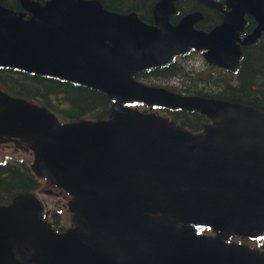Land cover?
<instances>
[{
	"label": "water",
	"instance_id": "95a60500",
	"mask_svg": "<svg viewBox=\"0 0 264 264\" xmlns=\"http://www.w3.org/2000/svg\"><path fill=\"white\" fill-rule=\"evenodd\" d=\"M175 1H159L154 25L99 0H19L21 11L0 5V67L112 101L106 119L62 122L0 90V142L32 151L31 171L67 193L72 222L58 233L35 193L15 195L0 206V264H264V251L228 241L264 234V112L134 78L192 49L236 68L244 16L259 23L240 42L249 44L264 30V0H226L224 22L210 33L194 28L197 12L170 24ZM133 103L194 111L209 122L191 132Z\"/></svg>",
	"mask_w": 264,
	"mask_h": 264
},
{
	"label": "trees",
	"instance_id": "16d2710c",
	"mask_svg": "<svg viewBox=\"0 0 264 264\" xmlns=\"http://www.w3.org/2000/svg\"><path fill=\"white\" fill-rule=\"evenodd\" d=\"M3 5L11 9L18 7L17 0H0ZM109 11L116 13H126L136 10L141 5L142 0H99ZM256 64L264 66V62H256L251 68V75H255V82L261 74L255 70ZM176 64L170 63L167 66L150 69V72L137 73L134 75L138 80H169L172 77L183 76L175 75ZM254 72H256L254 74ZM264 72V70H263ZM262 72V73H263ZM173 74V75H171ZM259 74V75H258ZM191 76V77H190ZM190 84L186 86L187 95H197L213 99H225L232 101L228 94H219V89H203L202 85L211 87L208 79L199 83L194 76L189 75ZM224 82H228L225 80ZM215 83V82H214ZM218 85V83H217ZM0 89L8 94L26 99L38 105L44 106L54 113L61 121H79L83 119L100 120L108 117L112 101L109 97L98 90L75 84L69 81L59 80L53 77H45L27 73L14 69H0ZM244 95L246 93H239ZM235 98H242L246 102V97L240 95ZM243 101V102H244ZM169 118L183 125L191 132H200L208 122L205 116L194 111L167 110ZM40 180L35 178L28 166L11 163H0V201L4 202L7 195L12 198L18 193L35 192L40 187ZM53 214L57 219V214Z\"/></svg>",
	"mask_w": 264,
	"mask_h": 264
},
{
	"label": "flooded vegetation",
	"instance_id": "af4514ba",
	"mask_svg": "<svg viewBox=\"0 0 264 264\" xmlns=\"http://www.w3.org/2000/svg\"><path fill=\"white\" fill-rule=\"evenodd\" d=\"M35 1L44 3L46 0H35ZM159 1L160 0H142V2H140L141 5L138 6L136 10L127 11L126 13H123V14L135 12L143 22L149 25H154L155 23L154 8L159 3ZM209 1L214 5H219L221 8L218 9L216 7L210 6L209 4H204L203 2H201V0H177L175 1L174 2L175 11L169 15L170 24H172L173 26H177L186 15L191 14L193 12H197V13H200V19L194 24V28L201 32L210 33L212 30H214L215 28L223 24L226 12H228V8L226 6V0H209ZM17 2H18V7L13 10L21 11L22 9L20 7L19 0H17ZM244 21L245 22L242 27V32L239 33V42L237 43L239 45L240 57L238 59L236 68L234 69L223 68L221 66L208 62L205 57V53L207 52L206 49H202L200 51L193 50V49L189 50L186 54L175 56L170 63H174L178 65L179 68H182L180 65L181 64L180 60L184 58H188V56H191L192 54L197 53L198 55L202 57L204 61L203 67L207 69L206 70L207 73L204 75H212L215 78L213 79L211 76L209 79V81L213 83L211 87H206L205 85H202V88L204 90L205 89L208 90L212 88L214 90L219 89V94L225 93V94L230 95L232 98V101H228L225 99H218V100H223V101H227L231 103H238L241 105L250 106L261 112H264V72H263L264 66L262 65L261 70H259L258 68L259 64L258 65L256 64L255 70L257 73L261 74V77L257 79L256 82H255V75H251V68L253 70V66L255 65V63L264 62V30H261L259 32L260 34L254 42L249 43V44L248 43L241 44L243 41H245V39H247V37L251 36L259 28L258 27L259 23L257 22L256 18L253 15L246 14L244 16ZM168 64L164 66H167ZM164 66H160V67H164ZM156 68H159V67L151 68V70L156 69ZM0 69L2 70V69H8V68L0 67ZM149 70L150 69L136 72L134 75H137V73L150 72L151 70L150 71ZM256 72H254V74ZM200 74L203 75L202 73ZM175 75H184V74L182 73L180 74L178 72ZM175 78H179V76L172 77L170 79H175ZM225 80H228V82H224ZM205 81L206 80L204 79V82ZM239 93H246V94L241 95ZM238 94L242 97H246L247 99L246 102L242 100V98L240 97L235 98V97H238L237 96ZM137 105L132 104L133 107H137ZM158 109L163 110L162 108H158ZM143 111L147 112V110H143ZM164 117H167V116H164ZM2 144L3 145L12 144L15 147L21 146V144H17L12 141L7 142V143L2 142ZM49 192L51 191L49 190ZM60 192L65 194L61 190ZM10 202L0 203V206L8 205L10 204ZM42 214L44 218H46L49 222H51L52 226L54 227L56 231L63 232L64 228L59 224L60 219H61L59 214L56 213L58 216H57V219L55 220L53 217V214H55V211L51 212L50 210L45 209L44 205H43ZM71 225L72 224L70 223L69 227H71ZM197 229L199 233H204V234H209V235L212 234V232L208 228L198 227ZM228 241L244 243L253 249L264 251V234L256 238H240V237L232 236L229 238Z\"/></svg>",
	"mask_w": 264,
	"mask_h": 264
},
{
	"label": "rangeland",
	"instance_id": "374dc122",
	"mask_svg": "<svg viewBox=\"0 0 264 264\" xmlns=\"http://www.w3.org/2000/svg\"><path fill=\"white\" fill-rule=\"evenodd\" d=\"M178 61V60H177ZM180 65L183 68H179L178 65L177 71L179 73L184 74L183 76L175 79H169V80H138L142 83L152 85V86H159L164 87L166 89L172 90L177 93L185 94L186 86L190 84V77L189 74L194 76L195 81H199V83L204 82V79H210L212 75H204L206 74V68H204V61L200 55L197 53L192 54L191 56H188V58H184L180 60ZM202 73L203 75H201ZM188 74V75H187ZM204 78V79H203ZM213 79H215L212 76ZM202 88V87H201ZM137 108L140 111L147 110V112H154L157 114H160L162 116L169 117L170 114L165 109L161 110L157 107L149 108L143 104L137 105ZM7 143V142H5ZM33 160V155L31 151L26 147V145L21 144L20 147H15L12 144H5L3 145L2 142H0V162H7L11 164H18L19 166L25 165L29 166L30 163ZM40 187L35 191V193L38 195L40 200L42 201L44 208L47 210L53 211H59L60 212V225L65 229L68 228L71 220H70V213L67 209V202L68 197H66L65 194L61 193L59 189L48 187L45 184V181H40ZM49 190L51 192H49ZM12 199V195H7L4 202L0 201V203H7L10 202Z\"/></svg>",
	"mask_w": 264,
	"mask_h": 264
},
{
	"label": "bare ground",
	"instance_id": "6f19581e",
	"mask_svg": "<svg viewBox=\"0 0 264 264\" xmlns=\"http://www.w3.org/2000/svg\"><path fill=\"white\" fill-rule=\"evenodd\" d=\"M0 5H2L3 6V4L1 3V1H0ZM154 68V67H153ZM167 111V110H166ZM172 111H174V110H172ZM168 112V111H167ZM172 120V119H171ZM19 194V193H18Z\"/></svg>",
	"mask_w": 264,
	"mask_h": 264
}]
</instances>
